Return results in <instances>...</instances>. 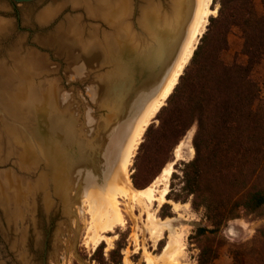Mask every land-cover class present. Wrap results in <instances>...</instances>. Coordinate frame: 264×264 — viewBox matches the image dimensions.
<instances>
[{"label":"bare ground","instance_id":"6f19581e","mask_svg":"<svg viewBox=\"0 0 264 264\" xmlns=\"http://www.w3.org/2000/svg\"><path fill=\"white\" fill-rule=\"evenodd\" d=\"M167 1L166 8H163L156 0H140L142 4L147 5L146 7L151 6L157 16L158 23L155 25L154 22L150 23L147 15L145 16L150 29L156 28L154 32H157L155 33L157 39L153 40L155 57L138 82L136 79L129 82L131 79L129 77L124 79L113 75L99 78L95 84H89L86 93L93 95L96 105L107 110L106 117L92 123L89 116L84 113L82 114L85 117L79 121L78 111L71 97L60 89L56 80L48 79L54 75L43 71L44 66L42 68L36 66L35 74L33 72L32 74L29 70L32 69L31 66H35V62L20 59L15 53L8 58L9 60L0 63V155L3 157V163L11 157L16 159L18 165L30 163L35 166L30 167L34 172L35 169L42 170V173L37 171L35 174L36 181H33L35 185L27 184L23 187L25 183L22 184L23 189L32 194V197H29L32 205L39 193L42 194L48 209L52 204L54 207L60 204L62 209L66 210L64 215L71 217L73 213H69L68 208L72 204H77L80 208L82 204L80 198L83 199L84 204H87V213L91 216L92 239L96 245L104 241V237L96 231L108 233L124 225L117 196H123L129 202L138 205L143 204L146 213L143 233H146L153 246L160 242L167 232V244L161 255L154 257L143 249L142 256L146 264H180L179 259L183 254L180 230H175L176 228L172 230L169 219L161 221L149 212L153 201H157L158 205L166 202V184L173 166L170 164L165 167L159 177L141 191L133 190L129 186L127 170L145 128L176 83L204 31L208 17L213 14L210 10L211 0ZM71 2L72 5L83 6L90 20L101 23L99 28L92 25L86 32V26H83L77 17H73L62 30L70 35L71 44L74 43L76 47L69 74L72 79L82 83L106 63L107 57L115 58L114 49L134 45L127 30V20L130 19L134 0H71ZM56 9L51 7L43 11L41 20L45 16L49 18ZM146 10L148 11L146 8L142 12ZM103 26L108 33H104ZM3 32L4 26L0 22V34ZM175 41L171 53L168 52ZM104 51H109L107 57L102 53ZM31 76L33 82L30 80ZM93 138L94 144L90 146ZM100 148H105L112 154L110 162L114 158L117 169L109 180L104 176L102 184L99 185L92 179L95 183L93 184L86 174L88 170L96 169L92 158L99 157ZM177 151L175 158L179 157ZM74 155H79L80 159L76 160ZM11 181L12 178H9L7 173L0 175V209L6 213L7 205L10 202L15 204L14 213L11 212L10 216L16 220L17 217H21L18 209L20 199L16 194L13 198L6 194L11 191H9L12 188V185H9ZM20 185L15 184L14 193L19 191L21 193ZM158 187L162 188L156 191ZM24 193L22 192L20 197L23 198L22 195L25 197ZM27 204L25 202L24 206ZM171 206L175 211L180 207L178 204ZM24 210H29V206ZM131 211L132 207H129V214L132 216ZM4 216L5 221L1 215L0 218L9 228L13 220L8 214ZM132 236L136 242V235L133 233ZM124 262L127 263V260Z\"/></svg>","mask_w":264,"mask_h":264},{"label":"rangeland","instance_id":"374dc122","mask_svg":"<svg viewBox=\"0 0 264 264\" xmlns=\"http://www.w3.org/2000/svg\"><path fill=\"white\" fill-rule=\"evenodd\" d=\"M71 3V0H36V2L31 4L0 0V22L4 26V32L0 37V63L2 64V62L9 60L8 58L15 53V55H19L20 59L23 58L35 62V66H31L32 69L31 67L29 68L31 73L35 72L36 66H41L40 68L44 66L42 68L43 71L52 74V76L54 75V78L48 79L56 80L60 89L71 97L77 109L76 111H78L79 121L85 117L82 114L84 113L89 116L90 123H92L94 120L106 117L107 110L100 109L96 105L93 95L86 93L89 84L96 83L94 75L89 76L85 82L81 83L79 80L72 79L73 77L69 74L73 51H75L76 47L74 43L71 44L70 35L62 30L73 17H77L81 21L84 20L80 14L81 9L79 6ZM51 7L53 9L56 7L57 9L49 15V18L47 17L48 20L46 16L41 20L39 15ZM254 7L257 12H261L260 0L254 1ZM218 9L219 0H211L210 10L213 14L207 19L202 37L207 31L209 20L217 16ZM83 22V25L88 24V22ZM200 40H198L196 46L199 45ZM176 41L171 50L170 48L168 49V52L170 51L171 53ZM227 43L228 51L222 55V59L226 64H229L233 57L239 53L241 47V40L236 29L231 30L228 34ZM238 60L240 61L241 58H238ZM254 78L260 84L261 96L264 99V61L255 69ZM30 80H33L32 76ZM154 124L155 126L157 125L156 118ZM195 129V126H193L186 133L185 137L174 149L171 161L162 168L163 170L170 164L173 166L174 160L183 161L177 163L174 167V173H172V167V172L166 184V202L158 205L157 201H153L149 212L161 221L169 219L172 230L175 228V230H180L183 244V254L179 259L180 264H198L201 249L208 244L205 238L214 240V246H219L217 259L212 264H232L231 253L248 245L256 238L257 233L264 229V207L255 214L239 213L237 219L226 223L215 235H206L205 237L199 235L198 230L200 228L212 229V227L205 219L204 210L202 208H194L191 198H186L181 191L180 172L181 164L187 163L193 158L192 139ZM144 135L145 133L141 138L140 145L144 142ZM94 141L95 138L91 140L89 145L92 146ZM140 145L135 151L126 175L129 186L136 191H141V189H137L133 185V180H138L140 176L136 172L143 157V150L139 151ZM97 147L95 146V148ZM176 150H178V158H175ZM98 152L99 157L92 158L96 169L88 170L86 175L89 176L92 183L93 179L100 185L102 184V178L106 176L109 180L117 167L113 161L114 158L110 162L112 154L108 150L100 148ZM74 156L76 160L80 159L79 155ZM27 166L29 167L27 168ZM30 167L35 166L30 165V163L27 165L24 163L21 165L20 163L18 165L16 164V159L11 157L3 163V157L0 155V175L7 173L9 178H12L9 184L12 185V188L9 189L12 192H6V194L8 193L12 198L16 194V197L20 199L18 209L19 215L21 214V217H17L16 221L10 216L11 212L14 213L15 204L13 205L10 202L7 205V214L13 220L9 231L0 218V264H41L43 257L46 258L47 264H146L142 256L143 249L151 256L161 255L167 244V232L164 233L163 239L153 246L152 242L148 240L146 233H143L144 225H146V213L143 210V204L138 205L134 202H129L123 196H117L116 199L124 225L116 227L108 233L102 234L96 231L97 234L104 237V241L98 242L96 245H94L92 239L93 224L91 216L87 213V204H84V200L81 198L80 203L82 204H80V208L77 204H72L68 208L67 211L73 213L71 217L64 215L66 211L64 206V209H62L60 204L55 207L52 204L50 206L52 210L50 220L46 219L44 222L41 218L38 219L35 212L36 202L33 201L32 205V200L29 198L32 197V194L24 190L23 187H26L27 184L28 186L35 185V174L37 171L42 173V170L35 169L34 172L33 168L30 169ZM25 179H28L31 184L29 181L26 182ZM14 183L16 186L21 184V193L25 192V197L22 195L25 199L20 197V191L14 193ZM24 183L25 185L22 187ZM161 188H156V191L161 190ZM70 195H73V191L70 192ZM155 198H157V194H155ZM25 202L30 205L24 206ZM172 204L180 205L179 209L173 210ZM28 206L29 210L25 211L24 208ZM129 207H132V216L129 214ZM31 224L33 229H31ZM23 233H26L25 238H20ZM133 233L136 235V242L133 241ZM125 259L127 263L124 262Z\"/></svg>","mask_w":264,"mask_h":264},{"label":"trees","instance_id":"16d2710c","mask_svg":"<svg viewBox=\"0 0 264 264\" xmlns=\"http://www.w3.org/2000/svg\"><path fill=\"white\" fill-rule=\"evenodd\" d=\"M219 0L176 87L145 132L143 157L133 185L144 189L171 161L174 149L195 126L192 160L181 164V191L202 208L215 235L239 213L264 207V99L255 69L264 61V0ZM236 29L239 53L226 64L227 36ZM238 58H241L239 61ZM198 264H212L219 246L205 238ZM232 264H264V229L248 245L231 253Z\"/></svg>","mask_w":264,"mask_h":264},{"label":"water","instance_id":"95a60500","mask_svg":"<svg viewBox=\"0 0 264 264\" xmlns=\"http://www.w3.org/2000/svg\"><path fill=\"white\" fill-rule=\"evenodd\" d=\"M10 2V0H8ZM14 3H24V4H31L36 2V0H11ZM157 2H160L161 6H163V8H166L168 1L167 0H156ZM147 5H144L140 2V0H134L133 3V8H132V12H131V16L128 22V35H130L133 44L134 45H124L120 48H116L114 50V56L115 58L113 59L112 57H107L109 55V51H104L102 52L106 57H107V61L106 63H104L102 66H100L99 70H96L97 72L94 71V73L92 75H94V78H96V82L99 78H107L108 76H113V75H117L118 77H123L124 79L126 77H129L131 79H129L128 81L131 82V80L136 79V81L138 82V80L145 75V71L148 67V65L151 63L150 61H152L153 57H155V53L154 52V44L155 41L157 39V32H154V30H156V28L154 29H150L149 24L145 21V16L147 15L148 20L150 21V23L154 22L157 24L158 22H156L157 20V16L155 14V12L152 10L151 6L146 7ZM82 7V8H81ZM79 7L81 9V16L83 17L84 20H80L79 18H77L78 21H80L81 23L88 22V24H86L85 28H86V32L88 30L91 29L92 25L97 26L99 28V24H101L100 22H95L93 20L89 19V16L86 12V10L84 9L83 6ZM148 9V11H144V13L142 12V10L144 9ZM39 17L41 18V14L39 15ZM73 19V18H71ZM91 24V25H90ZM84 26V25H83ZM84 28V29H85ZM102 29L104 30V33H108V30L104 28V26L102 27ZM83 34L84 31H83ZM2 35L0 34V37ZM202 35L199 37V40L201 39ZM155 39V41L153 42V40ZM196 47L194 48L190 58L188 59V61L186 62V64L184 65V67L182 68V71L180 73V75L178 76V79L176 81V83L174 84L173 88L170 90L169 94L166 96L162 106H160V108L157 110V112L155 113V115L153 116V118L151 119V121L149 122L148 126L145 128L144 133L146 132V129L154 124L156 115L158 114V112L166 106V101L168 99V97L171 95V93L173 92L174 88L176 87L179 78L182 76L184 69L186 68V66L188 65L189 61L191 60L194 51L196 50ZM104 56V58H105ZM90 75V76H92ZM99 76V77H98ZM136 77V78H135ZM99 107V106H98ZM100 109H105V107H100ZM106 110V109H105ZM140 145V144H139ZM178 162H183L182 160H174L173 161V172L174 173V167L177 165ZM36 214L38 219H42L44 222L46 221V219L50 220V214H51V208H47L45 205V200L42 196V194H37L36 196ZM41 201V203H39ZM8 211H6V213L3 212L2 209H0V215L2 216V218L5 221V216L4 214H7ZM5 217V218H4ZM4 224H6L4 222ZM12 224H10V227L6 228L8 229V231L10 230V228L12 227ZM32 225V224H31ZM33 229V227H32ZM32 231V230H30ZM26 233H23V236L25 238ZM29 240V237H28ZM41 264H47L46 258L43 257L41 260Z\"/></svg>","mask_w":264,"mask_h":264}]
</instances>
